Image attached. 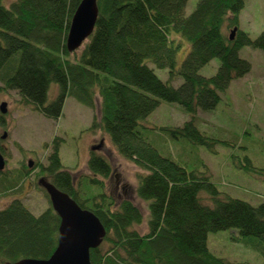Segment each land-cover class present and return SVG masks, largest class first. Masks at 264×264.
I'll return each instance as SVG.
<instances>
[{"label": "trees", "instance_id": "trees-1", "mask_svg": "<svg viewBox=\"0 0 264 264\" xmlns=\"http://www.w3.org/2000/svg\"><path fill=\"white\" fill-rule=\"evenodd\" d=\"M80 1L12 0L6 6L0 0V90H14L21 103L53 119L60 116L67 96L97 108L89 129L107 134L117 152L143 170L136 193L148 201L149 217L148 230L140 233L134 228L142 221L140 208L129 198L115 201L104 191V179L112 172L105 155L91 149L90 173L79 182L62 165L56 138L46 164L34 163L40 168L36 186L47 198L40 177L103 224L105 234L89 252L91 263L239 264L208 247V233L223 229L238 230L234 239L264 257V202L251 204L222 194L208 170L188 169L143 135V121L160 101L175 102L189 118L158 128L173 139L214 151L217 139L196 126L197 111L214 109L231 80L249 72L251 64L238 49L250 46L264 53V29L256 38L239 29L244 0H197L189 14L188 0H97L93 32L77 52L66 48V40ZM230 28L235 29L232 38ZM181 39L190 47L177 64ZM213 58L218 59L217 70L201 75L199 69ZM151 64L166 68L168 79H161ZM178 77L182 81L174 86ZM51 83L58 84V93L47 102ZM0 151L6 155L2 146ZM243 159L238 167L264 179V168L253 166L247 156ZM21 164L12 174L0 170V196L28 175ZM48 201L39 214L19 198L0 209V264L52 254L60 218Z\"/></svg>", "mask_w": 264, "mask_h": 264}, {"label": "rangeland", "instance_id": "rangeland-1", "mask_svg": "<svg viewBox=\"0 0 264 264\" xmlns=\"http://www.w3.org/2000/svg\"><path fill=\"white\" fill-rule=\"evenodd\" d=\"M12 0H3L9 6ZM197 0H188L186 14H189ZM239 29L256 38L264 29V0H244L239 13ZM231 28L227 32H230ZM83 44L77 48L79 52ZM190 47L187 40L181 39L177 49V64L181 63ZM239 55L251 64L248 73L231 80L227 89L219 93L220 99L214 109L197 111L196 126L207 136L217 139L214 151L205 146L194 145L186 140L173 139L158 127L180 125L189 118L188 113L175 102L161 100L157 108L143 121V135L160 153L169 154L174 160L188 169L208 170L211 181L222 194L243 199L251 204L264 202V179L256 173L247 172L239 164H244V156L250 158L253 166L264 168V53L260 49L243 46ZM152 65V64H151ZM219 65L213 58L199 69L204 76L213 75ZM156 74L163 80L168 79V70L152 65ZM180 77L172 80L177 86ZM58 84L51 83L47 102L55 99ZM98 99V98H97ZM7 102V112L0 122V145L6 150L4 171L13 173L25 163L28 170L26 178L13 191L0 196V209L12 198H19L34 214H39L49 205L44 191L36 186L40 161L47 162V154L52 149L54 138L60 144L62 165L72 172L73 179L79 182L82 175L90 173L87 168L89 152L95 150L105 155L111 165L110 176L104 179V191L112 195L115 201L126 197L141 211V223L134 224L140 233L148 230V201L138 197L136 186L138 174L143 172L131 160L121 156L109 136L99 130L89 129L93 112L90 107L67 96L58 118H48L24 105L14 90H0V103ZM1 114V113H0ZM32 161L31 167L27 166ZM236 229H223L208 233L207 244L210 250L224 258L239 264H262L264 257L252 247L246 246L234 238Z\"/></svg>", "mask_w": 264, "mask_h": 264}, {"label": "water", "instance_id": "water-1", "mask_svg": "<svg viewBox=\"0 0 264 264\" xmlns=\"http://www.w3.org/2000/svg\"><path fill=\"white\" fill-rule=\"evenodd\" d=\"M97 0H81L72 15L68 26L66 45L68 50L77 49L83 41L93 32L98 6ZM235 28V27H234ZM230 30L232 38L235 29ZM7 102L0 103V113L6 114ZM6 138L4 132L0 135ZM99 145L93 146L96 150ZM29 166L32 161H28ZM5 166V157L0 152V170ZM51 202V205L60 218L58 238L55 250L48 258H23L12 264H92L90 261V249L100 244L105 228L95 214L71 198L66 192L59 190L45 178L39 179Z\"/></svg>", "mask_w": 264, "mask_h": 264}, {"label": "flooded vegetation", "instance_id": "flooded-vegetation-1", "mask_svg": "<svg viewBox=\"0 0 264 264\" xmlns=\"http://www.w3.org/2000/svg\"><path fill=\"white\" fill-rule=\"evenodd\" d=\"M3 120H4V117H3V114L2 115H0V122H3ZM5 132V131H4ZM7 134V133H6ZM1 137V136H0ZM1 139H3V138H1ZM5 139V138H4ZM1 146V145H0ZM4 148V147H3ZM1 152V151H0ZM2 153V152H1ZM5 165H6V160H5ZM4 168H5V166H4Z\"/></svg>", "mask_w": 264, "mask_h": 264}]
</instances>
